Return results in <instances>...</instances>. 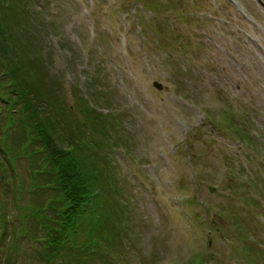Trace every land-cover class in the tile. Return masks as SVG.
Listing matches in <instances>:
<instances>
[{
	"label": "rangeland",
	"instance_id": "obj_1",
	"mask_svg": "<svg viewBox=\"0 0 264 264\" xmlns=\"http://www.w3.org/2000/svg\"><path fill=\"white\" fill-rule=\"evenodd\" d=\"M16 2L0 38V264L63 250L48 237L61 236L48 205L64 181L37 174L36 104L27 130L9 118L15 80L60 99L70 126L53 136L112 174L101 177L117 234L88 264H264V0Z\"/></svg>",
	"mask_w": 264,
	"mask_h": 264
},
{
	"label": "trees",
	"instance_id": "obj_2",
	"mask_svg": "<svg viewBox=\"0 0 264 264\" xmlns=\"http://www.w3.org/2000/svg\"><path fill=\"white\" fill-rule=\"evenodd\" d=\"M16 1L17 0H0V38L3 42L7 39L6 30L10 27V16L16 15V12L19 11V3ZM20 1L25 3V0ZM14 65L17 66L14 67V71L18 70L19 67L20 71L24 74L23 69L27 68L26 64H19L17 60H14ZM34 70L37 72L36 68ZM22 79L24 80V78ZM22 81H20L21 84H23ZM15 82V85L11 86V88H13L14 91L21 89L22 94H16L15 101L9 97L12 100L11 103L4 100L11 106L15 105V108H9V118H15L18 116V119L22 120L23 127L27 130L24 126V116H33L34 118V112H32L31 106L36 104V108L41 116L39 117L40 121L37 120L36 123L37 125H41L40 130L43 133V137H41L44 138L46 142L44 145L36 142V140L31 141V145L37 147L33 150V153L37 155L40 154V161H42L43 165L46 166L44 170L38 171L37 174L52 173V175H56L60 172L62 176H59V178L64 181V185L60 183H53L54 189L62 192L59 195L57 207L55 208L52 204L48 205V210L52 209V211L55 212L53 218L58 223L61 234L60 238H57L56 235L53 236L52 234H49L48 237L50 236V241L54 244V246L58 247L63 245V250L60 247L59 249L61 250H59V253H46L47 258L45 255L44 257L47 262L44 264H56V262H58V264H73L74 259L77 264H88V262L94 260V255L98 254L99 257L104 254V251H106L105 248H103L102 251H99L96 246H102L104 241L108 244V241H112L117 234L116 227L114 226L112 229L111 221L116 219L120 213L118 209H115L113 206L107 204L109 199L106 192L109 191V186L104 182V180H102L101 177H104L105 174L109 176L112 174L111 172H103V166L106 167V164L102 163L104 160L103 158L96 157L99 158V161L94 159L92 162H84L79 157V149L75 146V144L68 145V148H65L67 149L65 151L64 147L60 145L61 141L53 136L52 131H67L70 126H67L64 122L59 120V115L55 114L56 106L61 104L59 101L60 99L54 96L50 97L46 94L47 90L43 91V87H41L42 84L37 86L40 87L39 90L34 91V87L32 86L31 88V84L26 83L25 81V85L30 87V89H26L24 84L22 86L18 85L19 81L17 80H15ZM28 91H30V93ZM45 97H47V99ZM18 103L22 104V113L14 115L13 110L16 109ZM64 108L68 109L66 106H64ZM34 110L35 109H33V111ZM100 120L102 121L100 129L105 131V133L108 132L111 127L110 119L104 120L100 118ZM32 129L33 128L31 127V132ZM70 135L71 139H74L76 143V136L72 132H70ZM26 142H28V140H26ZM87 146L91 152L94 148H97L96 144L93 142L89 143ZM96 152L97 149L95 153ZM111 180H113L111 184V187H113L116 185V180L115 178ZM105 181L107 182V180ZM115 190L119 189L115 187ZM110 200H113V198ZM53 218L45 219L44 221L47 222V220H49L50 222H53ZM57 218L60 219L57 220ZM44 225L47 232L52 231L54 228L51 224H49L48 227L47 224ZM73 229H75L76 232H72ZM85 229H88V235L85 240H82L80 236H83ZM94 232L98 233L102 240H95ZM48 237L46 238L47 242L49 241ZM36 241H40V239L37 238ZM65 246L70 247L73 251H76L74 257H72V255L69 256L68 251L63 252ZM92 249L94 251H91ZM81 256L83 257V260Z\"/></svg>",
	"mask_w": 264,
	"mask_h": 264
},
{
	"label": "water",
	"instance_id": "obj_3",
	"mask_svg": "<svg viewBox=\"0 0 264 264\" xmlns=\"http://www.w3.org/2000/svg\"><path fill=\"white\" fill-rule=\"evenodd\" d=\"M155 85H157L159 88H161V85H160V84H158V83H155Z\"/></svg>",
	"mask_w": 264,
	"mask_h": 264
}]
</instances>
